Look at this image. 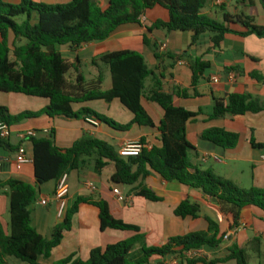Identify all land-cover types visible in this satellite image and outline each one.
<instances>
[{
    "label": "trees",
    "instance_id": "obj_1",
    "mask_svg": "<svg viewBox=\"0 0 264 264\" xmlns=\"http://www.w3.org/2000/svg\"><path fill=\"white\" fill-rule=\"evenodd\" d=\"M155 7L166 10L169 19L166 22L157 20L146 26L143 36L145 45L151 44L148 35L155 30L191 33L190 48L205 34L211 35L213 48H219L226 34L264 37V27L254 25L251 19L238 17L245 29V32L238 33L230 29V25L235 24L230 14L223 13L222 22L204 16L202 10L205 0H108L106 5L95 4L93 0H70L65 5L22 0L19 5H12L0 0V92L48 101L37 112L23 111L17 115H11L6 107H0V122L12 126L41 117L64 121L91 118L122 132L128 131L133 125L153 128L154 123L141 103L148 79L152 80V87L147 90V97L163 111L157 127L160 147L148 149L142 139L140 142L144 147L137 157H121L112 146L93 136H84L67 149L56 145L54 130L31 139L33 176L37 186L14 179L0 180V190H8L5 194L9 198L10 229L8 236L0 235V264H7V258L25 264H38L39 258H49L70 232L74 214L85 204L98 209L101 232L115 230L134 232L135 235L105 248L92 249L85 261L72 255L55 264H152L155 258L166 257L178 258L184 264H225L231 261L248 264L247 249L235 243L227 248L226 256L220 259L207 261L202 257H187L189 252L218 248L222 243L221 237L218 238V225L209 219L207 232L169 239L162 246H148L138 227L115 219L105 201L87 197H79L71 208H66L61 216V224L49 238L43 237L31 225L29 207L36 199L37 187L49 182L57 183L64 174L80 169L87 159L94 160L97 173L112 164L114 173L110 183L130 187L135 196L150 202L162 201L145 184L154 172L168 183L177 181L184 187L199 190L204 196L215 199L224 212L232 215L234 226L238 225L244 208L255 207L264 213V189L239 188L232 181L215 175L211 169L202 170L191 163L189 151L192 146L186 137V126L198 114L174 106L173 95L162 89L163 78L157 77L148 68L141 54L118 51L100 56L98 62L111 76V88L108 91L101 90V70H98L97 78L89 83L80 74L74 80L69 79V73L76 67L57 47L77 49L85 44L102 42L123 26L140 25L146 11ZM21 16L25 20L19 24L16 19ZM156 58H159L158 54ZM92 64L97 68L96 61H92ZM189 66L192 71L191 86L195 91L211 64L203 58H197ZM248 76L257 82L264 80L256 72ZM181 94L187 97L186 91ZM114 100L133 115L129 124L117 125L89 108L73 109L75 105L96 101L110 103ZM261 112H264V98L247 93L231 94L226 100L214 99L210 118L240 117ZM200 137L223 149L235 148L239 140L238 134L220 128L206 130ZM249 142L252 148H264L252 136ZM5 143L0 141L1 146ZM200 212L199 204L185 199L174 210V215L182 219H198ZM254 241L260 243L259 239Z\"/></svg>",
    "mask_w": 264,
    "mask_h": 264
},
{
    "label": "crops",
    "instance_id": "obj_2",
    "mask_svg": "<svg viewBox=\"0 0 264 264\" xmlns=\"http://www.w3.org/2000/svg\"><path fill=\"white\" fill-rule=\"evenodd\" d=\"M2 1L12 5H19L22 2V0ZM32 1L47 5H65L70 2V0ZM98 3L106 5L108 0H98ZM223 13L230 14L234 19L238 17L251 19L254 25L264 27V8L260 0H205V7L202 10L204 16L213 20L216 17L215 21L222 22ZM168 19L166 10L155 7L146 11L140 25L123 26L102 42L85 44L77 49L65 47L60 52L76 67V70L72 71L74 75L71 80L80 74L85 82L89 83L97 78L98 70H101L103 75L101 90L108 91L111 88V76L109 71L98 62L100 56L118 51H133L141 54L148 68L157 77L163 78L162 89L165 93L173 95L174 106L198 114L186 126V137L192 146L189 151L191 163L202 170L211 169L215 175L232 181L239 188L264 189V148H252L249 142L252 136L257 144L264 145V112L240 117L210 118L214 99L226 100L231 94L246 93L264 98V80L257 82L248 76L249 73L256 72L264 79V37L226 34L219 48H213L211 35L205 34L190 48L191 33L180 31L167 33L155 30L148 35L151 44L145 45L143 36L146 34V26L157 20L166 22ZM234 23L230 25V29L238 33L245 32L243 26L239 24V19ZM197 58L210 62L211 67L205 72L194 91L191 86L192 71L189 63ZM92 61L97 62V68L93 66ZM85 68L88 70L86 75L83 72ZM230 74L235 75L233 80L230 79ZM214 77L218 78V83L212 82ZM151 87L152 80L148 79L141 103L154 123L153 128L133 125L128 131L122 132L99 122L97 126H93L82 118L76 121H64L45 117L12 125L10 139L4 145H0V159L3 161L0 180L14 179L37 186L32 163L19 168L15 165L16 150L22 145L18 134L24 131L54 130L56 145L61 149L69 148L84 136H93L106 142L117 153L124 143L142 139L148 149L160 147L157 127L163 117V111L148 99L147 90ZM182 91H186L187 97H183ZM20 95L22 94H0V107H6L11 115H17L23 111L37 112L48 104L45 99H41L42 101H39V98L24 99ZM118 103L117 100L110 103L96 101L75 105L73 109L78 111L89 108L117 125L124 126L132 121L133 115L129 113L130 115L124 116L125 122H117L118 118H115L112 111L116 109ZM92 104L99 110L94 109ZM214 128L238 134L236 147L223 149L201 139L200 136L204 131ZM23 144L28 155L33 158L30 142ZM106 168L97 173L94 170V160L87 159L80 169L68 174V208H71L79 197L105 201L115 219L140 229V234L148 246H162L169 239L190 233L207 232L209 228L207 219H209L218 225V238L221 237L222 243L218 248L199 250V257L207 261L223 258L227 254V248L235 243L238 247L247 249L248 262L253 260L264 264V213L258 208H244L238 225L234 226L232 215L224 212L217 201L204 196L199 190L184 187L177 181L168 183L153 172L146 179L145 184L162 198V201L150 202L135 196L130 187L112 185L110 178L114 173V166L108 170ZM88 184H92L94 190H91ZM55 187L56 182L37 187L36 199L29 207L32 227L45 238H49L53 230L62 222V218L58 215L57 202L53 197ZM114 188H118L124 195L125 203H121L113 195ZM7 192V189L0 190V235L2 236H8L10 231L9 198L5 194ZM43 199H48L47 206L40 204ZM185 199L200 205L201 212L198 219H182L174 215V210ZM98 213L97 208L87 204L82 205L74 214L71 230L61 244L52 251L49 258H39L37 263L55 264L72 255L76 259L85 261L92 249L105 248L107 245L125 241L135 235L134 232L115 230L101 232ZM227 235L229 238L225 240L224 237ZM254 239H259L260 243L253 242ZM170 259L171 257L155 258L152 264L165 263ZM6 262L25 264L12 261L10 258H7ZM179 264L184 263L180 261ZM225 264H235V262Z\"/></svg>",
    "mask_w": 264,
    "mask_h": 264
},
{
    "label": "built area",
    "instance_id": "obj_3",
    "mask_svg": "<svg viewBox=\"0 0 264 264\" xmlns=\"http://www.w3.org/2000/svg\"><path fill=\"white\" fill-rule=\"evenodd\" d=\"M142 20V18H141ZM230 79L233 80L235 78L234 74L229 75ZM218 78L214 77L212 79L213 83H218ZM86 121L93 126H97V122L91 118H86ZM48 130H44L41 132H37L34 130L24 131L18 134V138L20 139L22 145H20L15 153V165L19 168L22 165L29 164L33 162V159L28 155L26 148L24 147L23 143L30 142L31 139L37 138L39 136H45L48 134ZM12 135L11 126L6 124L5 122H0V141L7 142ZM144 145L141 144L140 141L137 142H126L124 143L119 149V155L121 157H137ZM3 167V161L0 159V170ZM69 178L68 174H64L56 183L55 191H54V199L58 205V215L61 217L66 208L68 207V197H69ZM91 190H94L92 184H88ZM114 196H116L117 200L121 203H125L126 198L124 195L119 191L118 188H114L112 190ZM42 206H47L48 199H43L40 201ZM229 237L228 235L224 237L227 240ZM187 257H199V250L187 253ZM180 260L178 258H171L169 261L163 264H179Z\"/></svg>",
    "mask_w": 264,
    "mask_h": 264
},
{
    "label": "rangeland",
    "instance_id": "obj_4",
    "mask_svg": "<svg viewBox=\"0 0 264 264\" xmlns=\"http://www.w3.org/2000/svg\"><path fill=\"white\" fill-rule=\"evenodd\" d=\"M94 2H95V4H99L98 3V0H93ZM214 19L216 20V17H214ZM25 20V17H23V16H21V17H18L17 19H16V21L19 23V24H21L23 21ZM65 49V47L64 46H61V47H57V50L58 51H62V50H64ZM84 74L86 75V73L88 72V70L85 68L84 69ZM73 73H72V71L69 73V75H68V77H69V79H72L73 78ZM0 94L1 95H5L6 93H2V92H0ZM21 97H23L24 99H30V98H32L33 99V97H28V96H25V95H20ZM33 101V100H32ZM36 101V100H35ZM39 101H42L41 99H39ZM38 104V103H37ZM116 105H118V106H116V109L115 110H113L112 111V114L115 116V118H118L116 121L117 122H119V123H121V122H125L124 120H126L125 118H124V116H126V115H130L129 113L130 112H128L125 108H123L119 103L118 104H116ZM92 106H93V108L94 109H98L97 108V106L96 105H93L92 104ZM99 110V109H98ZM113 166L112 165H109V167H107L106 169L108 170V169H111ZM122 187H124V186H122ZM126 188H129V187H127V186H125ZM12 261H18V260H16V259H14V258H10ZM18 262H20V261H18ZM20 263H22V262H20ZM248 264H259V262H257V261H253V260H250L249 262H248Z\"/></svg>",
    "mask_w": 264,
    "mask_h": 264
},
{
    "label": "water",
    "instance_id": "obj_5",
    "mask_svg": "<svg viewBox=\"0 0 264 264\" xmlns=\"http://www.w3.org/2000/svg\"><path fill=\"white\" fill-rule=\"evenodd\" d=\"M260 2H261V4L263 5V7H264V0H260ZM234 22H238V19L237 18H235L234 19ZM239 24L241 25V26H243V23L242 22H239ZM213 201H216L215 199H213Z\"/></svg>",
    "mask_w": 264,
    "mask_h": 264
}]
</instances>
